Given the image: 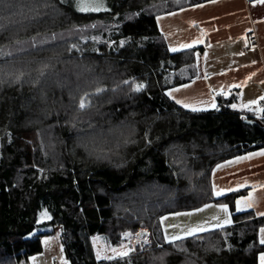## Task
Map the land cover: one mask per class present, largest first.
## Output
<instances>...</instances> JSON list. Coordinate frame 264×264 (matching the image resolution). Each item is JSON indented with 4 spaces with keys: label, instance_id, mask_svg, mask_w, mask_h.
I'll return each instance as SVG.
<instances>
[{
    "label": "trees",
    "instance_id": "obj_1",
    "mask_svg": "<svg viewBox=\"0 0 264 264\" xmlns=\"http://www.w3.org/2000/svg\"><path fill=\"white\" fill-rule=\"evenodd\" d=\"M106 1L96 14L0 0V264H28L56 229L70 264H259L264 219L236 214L241 193L217 197L212 177L264 149V108H236L237 90L210 111L176 104L167 91L198 66L197 50L171 52L154 30L152 14L173 0ZM221 203L231 226L166 239L164 216ZM140 227L148 246L97 259L94 238L113 250Z\"/></svg>",
    "mask_w": 264,
    "mask_h": 264
},
{
    "label": "crops",
    "instance_id": "obj_2",
    "mask_svg": "<svg viewBox=\"0 0 264 264\" xmlns=\"http://www.w3.org/2000/svg\"><path fill=\"white\" fill-rule=\"evenodd\" d=\"M152 16L154 30L165 37L171 52L197 50V77L170 88L167 95L171 100L189 111H210L217 108L218 94L237 90L236 108L255 115L261 113L264 101V0L199 3L173 0L158 7ZM260 153H264V149L231 159L217 167L212 177L214 194L223 191L217 197L241 193L234 199L235 213L252 212L253 219L258 220L264 219V155ZM248 203L252 207H248ZM204 211L211 212L209 216L215 221L216 218L221 221H214L212 227L197 234L233 224L228 203L209 204L186 214ZM262 229L264 225L258 231L259 242L264 239ZM58 232L56 229L53 235L42 238L43 251L32 256L28 264H70L58 244ZM261 254L264 251L259 254V264Z\"/></svg>",
    "mask_w": 264,
    "mask_h": 264
},
{
    "label": "rangeland",
    "instance_id": "obj_3",
    "mask_svg": "<svg viewBox=\"0 0 264 264\" xmlns=\"http://www.w3.org/2000/svg\"><path fill=\"white\" fill-rule=\"evenodd\" d=\"M73 1L74 5L77 6L78 10L80 11V8L82 6V3L90 4L94 7H98L99 10L96 11H81L84 13H101L108 11L109 3L106 0H71ZM211 212H201L195 215H190L189 213H180L178 214H169L167 216H164V233L165 237L168 241H172L173 237H181L186 238L188 236L196 235L201 229L203 231L209 229L214 225L215 218H211ZM49 214L48 212H43L40 215V221H43L45 219H48ZM211 221V222H210ZM221 220L216 218V223H219ZM213 223V224H212ZM48 237V236H44ZM43 237V238H44ZM151 232L148 228L140 227L135 234L131 236V239L128 244L123 245L121 247H118L113 250H106L103 245L100 242V239L94 238L92 240L94 251L96 254V257L100 260V257H103V260H111V259H117L121 258L123 253H129L131 250H134L137 246H148L151 242ZM59 241V239H58ZM59 244V243H58ZM60 246V245H59ZM101 246V248H100ZM63 252V251H62ZM64 255V253H63ZM120 256V257H119ZM107 258V259H106Z\"/></svg>",
    "mask_w": 264,
    "mask_h": 264
},
{
    "label": "snow or ice",
    "instance_id": "obj_4",
    "mask_svg": "<svg viewBox=\"0 0 264 264\" xmlns=\"http://www.w3.org/2000/svg\"><path fill=\"white\" fill-rule=\"evenodd\" d=\"M89 10L96 11V10H99V9H98V7H94V6L90 5V4L82 3V6L80 8V11H89ZM73 47H75V46H73ZM173 50L175 51V49H173ZM141 87L142 86L138 85L136 90H140ZM98 91H103V89H99ZM176 91H179V89H176ZM177 102L179 103L180 101H177ZM85 106L86 105H85L84 101H81L80 107L81 108H84ZM260 155H264V153H260ZM222 194H223V191L222 190L221 191H218L216 193V195H218V196L219 195H222ZM249 200H251V197H249ZM237 203H239V201ZM247 206L248 207H252V204L251 203H248ZM224 210L225 211L227 210L226 209V206H225ZM262 215H264V213H262ZM225 222L227 223L228 221H225ZM201 231H203V229H201ZM261 231L264 232V229H262ZM178 239H181V237H173V241L178 240ZM260 243L264 244V239H261L260 240ZM122 255H127V253H123ZM260 262H261V264H264V254H261V256H260Z\"/></svg>",
    "mask_w": 264,
    "mask_h": 264
},
{
    "label": "water",
    "instance_id": "obj_5",
    "mask_svg": "<svg viewBox=\"0 0 264 264\" xmlns=\"http://www.w3.org/2000/svg\"><path fill=\"white\" fill-rule=\"evenodd\" d=\"M257 121H259V120H250V121H248L249 123H256Z\"/></svg>",
    "mask_w": 264,
    "mask_h": 264
},
{
    "label": "built area",
    "instance_id": "obj_6",
    "mask_svg": "<svg viewBox=\"0 0 264 264\" xmlns=\"http://www.w3.org/2000/svg\"><path fill=\"white\" fill-rule=\"evenodd\" d=\"M261 107L264 108V101L262 102Z\"/></svg>",
    "mask_w": 264,
    "mask_h": 264
}]
</instances>
